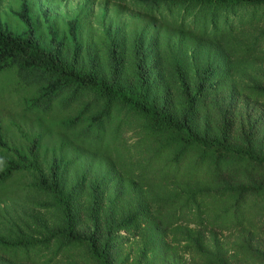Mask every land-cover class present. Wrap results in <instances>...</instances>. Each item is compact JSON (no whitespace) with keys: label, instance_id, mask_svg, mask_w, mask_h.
Instances as JSON below:
<instances>
[{"label":"trees","instance_id":"obj_1","mask_svg":"<svg viewBox=\"0 0 264 264\" xmlns=\"http://www.w3.org/2000/svg\"><path fill=\"white\" fill-rule=\"evenodd\" d=\"M106 1L128 4L174 30V43L166 42L161 55L174 90L170 83L159 88L155 48L149 52L136 39L127 61L103 26L106 54L90 53L76 17L61 35L48 26L43 42L32 2L17 0L18 30L0 23V92L14 94L23 117L42 128L24 134L8 121L22 140L13 144L0 121V202L24 209L14 222L0 215V257L53 264L81 250L86 264H264V0ZM200 45L214 46L222 63L206 62L193 78L184 55ZM232 57L245 70L237 83L226 81ZM45 133L60 146L87 151L89 162L142 174L145 186L170 182L171 192L137 202L118 220L99 218V182L79 176L66 185V161L59 158L44 170ZM139 230L140 244L128 241L133 257L121 256L118 239Z\"/></svg>","mask_w":264,"mask_h":264},{"label":"rangeland","instance_id":"obj_2","mask_svg":"<svg viewBox=\"0 0 264 264\" xmlns=\"http://www.w3.org/2000/svg\"><path fill=\"white\" fill-rule=\"evenodd\" d=\"M32 2L31 15L34 17L37 34L42 38L43 42L46 40V29L50 26L56 31L57 34H62L65 31V26L71 20V18L76 17L79 23V37L86 46V51L90 53L99 52L98 54L102 56L106 54L104 46L100 42L102 38V28L103 26H109L107 31L117 39V44L120 48H125L127 61L128 59V48L136 41L141 40L143 46L149 51H153L152 48L159 54L160 67L162 71L160 72L159 78L161 79L159 88H165L166 84H169L170 73L166 72L165 67L161 66V55L163 48H165V43H174V36L176 35L174 30L169 27L165 22L161 21H148L147 16L144 13L137 11L135 8L130 7L128 4H116L111 1L106 0H30ZM18 12V2L17 0H0V23H3L13 28L20 27L15 13ZM101 23V24H100ZM177 33V32H176ZM245 34V33H244ZM110 35V36H111ZM184 42L182 51H186L189 46H187L186 38H182ZM101 44V45H100ZM180 40L176 37V47L177 50L180 48ZM209 45H200L198 49L193 53V55L187 58L184 55L187 64L186 69L190 72L193 78L196 77L200 71L205 66V63L210 61L211 65L221 64L222 61L217 59L218 50L214 51V46L208 48ZM171 48L169 51H172ZM175 50V51H177ZM182 55V54H181ZM231 60L236 61L233 65L234 69L231 68L230 74L227 79L231 82L241 81V72L244 70V65L241 66L242 61L237 58L232 57ZM239 62V65L236 63ZM236 69V72H234ZM245 71V70H244ZM171 92H173L175 84L172 82L167 86ZM1 89V86H0ZM11 97L6 96L5 92H0V121L1 128L4 132L6 140L13 144H18L22 140L18 137L14 126L7 125L10 123L8 121L14 122L18 125L24 134L35 133L42 127L38 126L35 121L28 118H24L20 111V106L15 104L13 99L14 94ZM47 121V118H44ZM48 122V121H47ZM40 123L47 124L46 122L40 121ZM49 123V122H48ZM26 132V133H25ZM46 139L42 138L40 144V156L43 158V168L46 171L49 164L52 162L53 158H59L62 162L66 161L65 166H61L63 170V179L66 185L70 186L71 182L75 180L76 177L83 176L87 181L95 180L102 185L103 189V199L101 201V211L99 212V218L105 216L110 217L113 220H118L128 212H133L138 204L137 202L142 201L143 203L150 204L153 199H157V196H165L171 192L173 185L169 183L155 184V180L149 183L148 186L143 185L139 180H143L142 174L138 175L133 173L129 169H116L114 172L109 170L107 165H104L102 161L89 162L84 158L86 152L81 154L80 151L71 148V146L64 145L60 146L55 140L56 137L52 136L50 138L49 133H45ZM122 136L130 141L128 132L122 133ZM132 158V157H131ZM130 158V160H131ZM72 163V164H71ZM134 168L136 167L137 161L134 162ZM158 168H155L152 172H155ZM139 176V178H138ZM172 181V180H170ZM85 193L82 200H85ZM41 200V196H38ZM14 202L11 200L0 202V215H7L11 222H14L17 218L23 215L24 209L21 205H13ZM111 204L110 208L107 205ZM42 210V212H41ZM36 211L40 216L43 214L44 210L37 208ZM51 216L55 213L53 211H48ZM49 214V216H50ZM47 217V221L52 217ZM50 222V221H49ZM11 224V223H10ZM25 224V221H23ZM78 227V226H77ZM30 232H36L35 227H30L28 229ZM142 231L139 230L135 236L126 235L121 241L118 239L121 253L124 254L126 251H130L131 248H127L129 242L135 241V245H139L142 241ZM168 235H170L168 233ZM167 235V236H168ZM127 238V239H126ZM127 240V241H126ZM129 241V242H128ZM130 245H133L130 243ZM133 249V248H132ZM81 250H75L68 254V256H62L57 259L53 264H66L67 261L73 260L74 262L86 264L81 260ZM119 255V256H120ZM129 258L128 260H130ZM0 264H31L29 262H12L5 257H0Z\"/></svg>","mask_w":264,"mask_h":264}]
</instances>
